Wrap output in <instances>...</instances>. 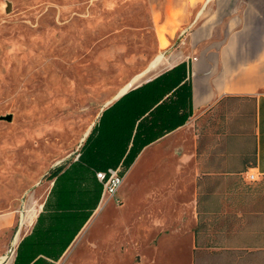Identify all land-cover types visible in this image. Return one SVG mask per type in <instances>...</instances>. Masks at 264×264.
I'll return each instance as SVG.
<instances>
[{
	"label": "crops",
	"instance_id": "1",
	"mask_svg": "<svg viewBox=\"0 0 264 264\" xmlns=\"http://www.w3.org/2000/svg\"><path fill=\"white\" fill-rule=\"evenodd\" d=\"M177 4L184 27L176 49L164 55L172 63L126 91L183 63L190 112L143 145L128 167L122 160L109 166L123 175L114 198L130 219L122 232L99 235L98 252L105 264L123 251L134 264H264V0ZM165 7L163 0V13ZM105 196L55 264L73 249ZM10 226V213L1 212L0 264Z\"/></svg>",
	"mask_w": 264,
	"mask_h": 264
},
{
	"label": "rangeland",
	"instance_id": "2",
	"mask_svg": "<svg viewBox=\"0 0 264 264\" xmlns=\"http://www.w3.org/2000/svg\"><path fill=\"white\" fill-rule=\"evenodd\" d=\"M177 1L165 0L163 13V0H0V116L11 114L0 118V213L11 216L5 264L43 208L54 182L48 173L78 157L107 102L165 68L184 27ZM158 56L162 65L149 66ZM120 204L105 196L61 264L109 262L98 237L130 219ZM32 207L33 222L24 225ZM119 256L110 264L135 263L129 252Z\"/></svg>",
	"mask_w": 264,
	"mask_h": 264
},
{
	"label": "trees",
	"instance_id": "3",
	"mask_svg": "<svg viewBox=\"0 0 264 264\" xmlns=\"http://www.w3.org/2000/svg\"><path fill=\"white\" fill-rule=\"evenodd\" d=\"M184 76V64L178 63L103 109L78 157L48 173L54 182L31 231L19 241L13 264H55L98 205L101 183L95 172L120 160L128 167L143 145L188 117ZM181 107L188 109L179 112Z\"/></svg>",
	"mask_w": 264,
	"mask_h": 264
},
{
	"label": "built area",
	"instance_id": "4",
	"mask_svg": "<svg viewBox=\"0 0 264 264\" xmlns=\"http://www.w3.org/2000/svg\"><path fill=\"white\" fill-rule=\"evenodd\" d=\"M97 179L103 184L102 195L114 197L118 187L123 181V175L117 167H108L105 170L96 171ZM250 180L256 179L255 173H248Z\"/></svg>",
	"mask_w": 264,
	"mask_h": 264
},
{
	"label": "bare ground",
	"instance_id": "5",
	"mask_svg": "<svg viewBox=\"0 0 264 264\" xmlns=\"http://www.w3.org/2000/svg\"><path fill=\"white\" fill-rule=\"evenodd\" d=\"M177 57V56H176ZM166 62L163 64L164 67H167L168 65H170L172 63V61L169 60H165ZM163 59L158 56L154 59H152L149 62V66H154V65H162ZM176 63V62H175ZM154 69V68H153ZM162 69V68H161ZM142 77V75H138L131 83H135L138 81V79H140ZM37 213V209L35 207L29 208L26 212H25V216H24V225H30L33 222V219L35 217Z\"/></svg>",
	"mask_w": 264,
	"mask_h": 264
},
{
	"label": "water",
	"instance_id": "6",
	"mask_svg": "<svg viewBox=\"0 0 264 264\" xmlns=\"http://www.w3.org/2000/svg\"><path fill=\"white\" fill-rule=\"evenodd\" d=\"M126 90H124L123 92H125ZM123 92L117 94L116 97L119 96L120 94H122ZM0 118H4V119H7V120H10L11 119V114L1 115Z\"/></svg>",
	"mask_w": 264,
	"mask_h": 264
}]
</instances>
